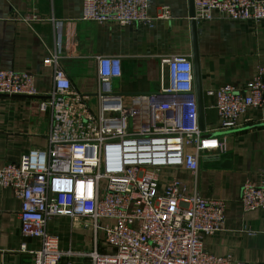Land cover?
<instances>
[{"label": "built area", "instance_id": "built-area-1", "mask_svg": "<svg viewBox=\"0 0 264 264\" xmlns=\"http://www.w3.org/2000/svg\"><path fill=\"white\" fill-rule=\"evenodd\" d=\"M150 4L84 0L82 19L151 26L156 18L148 13ZM194 6L197 21L264 20V0H194ZM170 13L166 5L160 17ZM60 50L59 38L58 51L45 60L55 67L54 89L40 103L51 114L48 146L0 167V186L11 187L20 200L23 236L42 242L29 251L32 264H74L72 257L81 254L62 249L59 236L50 232L58 216L82 222L97 236L102 232L103 241L95 238V249L82 253L92 264H229L230 256L207 252L204 242V235L225 229L224 200L198 190L184 195L177 178L160 188L163 168L196 172L203 156L227 150L225 140L200 126L192 60L173 55L161 60V92L171 98L134 94L124 105L122 94L112 92V81L123 73L122 59L98 57L101 106L94 110L88 96L73 89ZM208 93L216 98L218 130H232L250 109L264 106V65L242 88L225 84ZM0 94L36 96L35 74L0 69ZM241 203L245 211L264 210V180H246Z\"/></svg>", "mask_w": 264, "mask_h": 264}, {"label": "crops", "instance_id": "crops-1", "mask_svg": "<svg viewBox=\"0 0 264 264\" xmlns=\"http://www.w3.org/2000/svg\"><path fill=\"white\" fill-rule=\"evenodd\" d=\"M83 2L0 0V69L32 72L38 92L36 96L0 94V167L49 144L51 114L43 111L40 103L54 89L55 67L45 60L58 51L59 38L61 66L73 89L87 95L94 110L101 106L97 95L100 56L122 59L123 73L112 81V92L122 94L124 105L130 104L134 94L156 93L163 101L171 98L161 92L164 57L185 56L193 62L190 0H151L148 13L156 18L151 26L83 20ZM166 5L170 17H160ZM196 46L205 129L215 134L220 118L214 108L216 98L208 91L225 84L242 88L264 65V20H199ZM239 123L218 134L226 142V152H209L196 172L184 167L163 168L160 188L177 178L184 195L198 190L204 197L224 200L225 229L204 235L205 249L216 256H230L229 264H264V210L245 211L241 203L243 183L264 180V106L250 109ZM20 208L14 190L0 186V264H32L29 251L41 247L40 238L23 236ZM64 220L71 222L67 216L51 220L50 232L59 236L62 249L81 253L72 257L74 264H92L82 253L94 250L95 242L89 250L73 248V244L63 246L57 229Z\"/></svg>", "mask_w": 264, "mask_h": 264}, {"label": "rangeland", "instance_id": "rangeland-1", "mask_svg": "<svg viewBox=\"0 0 264 264\" xmlns=\"http://www.w3.org/2000/svg\"><path fill=\"white\" fill-rule=\"evenodd\" d=\"M71 222L68 223L67 220H64L58 225L57 231L61 233L64 247L69 248L73 244V248L89 250V247L94 244L95 238H98L100 242L103 241L102 232H99L97 236L92 228L84 227L82 222H72L74 224Z\"/></svg>", "mask_w": 264, "mask_h": 264}, {"label": "water", "instance_id": "water-1", "mask_svg": "<svg viewBox=\"0 0 264 264\" xmlns=\"http://www.w3.org/2000/svg\"><path fill=\"white\" fill-rule=\"evenodd\" d=\"M195 15V6L194 0H190V16L192 17V31H193V40H194V50H193V62H194V76H195V93L198 99V109H199V118H200V126L204 130L205 129V107L202 102V86H201V78H200V67H199V58L196 46V23L197 21L193 18ZM120 94V93H118ZM223 132H216L215 134H221Z\"/></svg>", "mask_w": 264, "mask_h": 264}]
</instances>
